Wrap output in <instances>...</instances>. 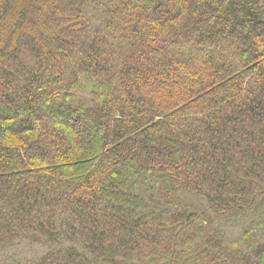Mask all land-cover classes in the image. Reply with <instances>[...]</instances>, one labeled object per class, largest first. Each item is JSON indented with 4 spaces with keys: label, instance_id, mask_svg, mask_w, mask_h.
<instances>
[{
    "label": "trees",
    "instance_id": "obj_1",
    "mask_svg": "<svg viewBox=\"0 0 264 264\" xmlns=\"http://www.w3.org/2000/svg\"><path fill=\"white\" fill-rule=\"evenodd\" d=\"M0 264H264V0H0Z\"/></svg>",
    "mask_w": 264,
    "mask_h": 264
}]
</instances>
